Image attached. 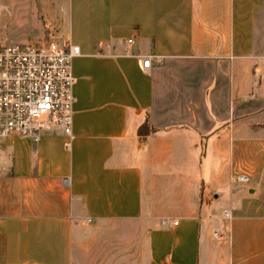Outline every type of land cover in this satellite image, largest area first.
Wrapping results in <instances>:
<instances>
[{"label": "crops", "instance_id": "crops-1", "mask_svg": "<svg viewBox=\"0 0 264 264\" xmlns=\"http://www.w3.org/2000/svg\"><path fill=\"white\" fill-rule=\"evenodd\" d=\"M24 1L0 35L81 53L73 138L1 149L0 264H75L83 225L120 220L151 264H264V0Z\"/></svg>", "mask_w": 264, "mask_h": 264}, {"label": "built area", "instance_id": "built-area-1", "mask_svg": "<svg viewBox=\"0 0 264 264\" xmlns=\"http://www.w3.org/2000/svg\"><path fill=\"white\" fill-rule=\"evenodd\" d=\"M80 53L79 45L21 43L0 35V153L11 135L38 141L43 131L62 128L73 138L72 60ZM152 60L147 56L143 66L148 68ZM236 179L249 180L245 175Z\"/></svg>", "mask_w": 264, "mask_h": 264}, {"label": "rangeland", "instance_id": "rangeland-1", "mask_svg": "<svg viewBox=\"0 0 264 264\" xmlns=\"http://www.w3.org/2000/svg\"><path fill=\"white\" fill-rule=\"evenodd\" d=\"M28 8L24 0H0V27L9 22L18 28L31 20ZM75 264H151L146 224L120 220L83 225L75 244Z\"/></svg>", "mask_w": 264, "mask_h": 264}, {"label": "trees", "instance_id": "trees-1", "mask_svg": "<svg viewBox=\"0 0 264 264\" xmlns=\"http://www.w3.org/2000/svg\"><path fill=\"white\" fill-rule=\"evenodd\" d=\"M149 131H150V125H149V121L147 120L143 123V125L140 126L139 135L145 136L149 133Z\"/></svg>", "mask_w": 264, "mask_h": 264}]
</instances>
